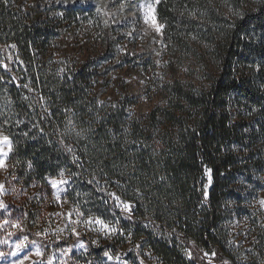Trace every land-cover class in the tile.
Here are the masks:
<instances>
[{
	"label": "trees",
	"instance_id": "trees-1",
	"mask_svg": "<svg viewBox=\"0 0 264 264\" xmlns=\"http://www.w3.org/2000/svg\"><path fill=\"white\" fill-rule=\"evenodd\" d=\"M90 11L0 0L14 225L55 227L51 214L67 209L89 228L94 262L264 264V0H161L169 49L199 60L202 76L165 78L147 116L126 90L103 97L106 55L70 50L71 33L83 48Z\"/></svg>",
	"mask_w": 264,
	"mask_h": 264
},
{
	"label": "rangeland",
	"instance_id": "rangeland-1",
	"mask_svg": "<svg viewBox=\"0 0 264 264\" xmlns=\"http://www.w3.org/2000/svg\"><path fill=\"white\" fill-rule=\"evenodd\" d=\"M52 1L63 6L91 8L83 17L85 30L78 32L83 48L75 45L76 36L71 33V36L68 35L70 50L85 52L88 57L106 55L108 63L105 66L111 69V83L108 85L111 90L102 88L103 97L111 99L115 93L126 90L137 101V116H147L158 95L155 87L165 78L197 79L202 76L198 67L200 61L170 50L163 27L156 30L151 17L154 15L156 24L162 25L156 13L161 0ZM149 6L154 12L149 13ZM105 40L108 44L102 43ZM2 138L0 136V160H3L0 185L4 182L6 161L10 154L9 140L5 143ZM210 180L208 174L207 188L210 187ZM3 192L4 187L0 189V204L3 205L0 207V264H127L110 254H106L102 262L88 258L90 232L86 229L89 228L67 209L51 214L49 222L54 223L55 227L46 226L31 232L20 229L14 225L13 216L6 211ZM261 200H264V191L260 195ZM261 206L264 209V205ZM87 224H92V221H87ZM207 261L213 264L211 259Z\"/></svg>",
	"mask_w": 264,
	"mask_h": 264
},
{
	"label": "snow or ice",
	"instance_id": "snow-or-ice-1",
	"mask_svg": "<svg viewBox=\"0 0 264 264\" xmlns=\"http://www.w3.org/2000/svg\"><path fill=\"white\" fill-rule=\"evenodd\" d=\"M148 11H149V13H151V12H154V9L151 8V6H149ZM151 18H152V22H153L154 26L156 27V30L159 31L160 28L163 27V25L156 24V19H155L154 15ZM146 21H147V17H146ZM2 139H3V142H5V143L8 142V138L7 137H3ZM9 147H10V145H9ZM0 166H3V160H0ZM52 183H53V186H55L56 181H53ZM61 183H66V181H61ZM2 188H3V185H0V189H2ZM260 203H261V205H264V200H261ZM0 207H3V205L0 204ZM127 207H128V205H125V208H127ZM97 223H100L105 228L108 227L107 225L103 224V221H97ZM110 231L115 232L116 229L115 228H111ZM20 246H22V245H18L17 247H20ZM37 254L39 255V253H37ZM189 255H191V254L189 253ZM205 255H207V253ZM212 255H215V253H213Z\"/></svg>",
	"mask_w": 264,
	"mask_h": 264
}]
</instances>
